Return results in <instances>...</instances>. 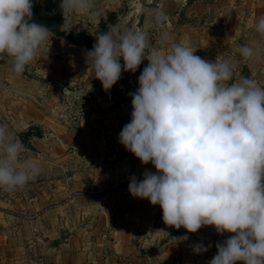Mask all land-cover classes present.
<instances>
[{
	"label": "crops",
	"instance_id": "0c3cea01",
	"mask_svg": "<svg viewBox=\"0 0 264 264\" xmlns=\"http://www.w3.org/2000/svg\"><path fill=\"white\" fill-rule=\"evenodd\" d=\"M194 3L186 17L202 20V30L194 26L186 40L177 30L174 43L160 39L148 51L166 53L183 44L210 62L234 61V79L253 78L264 87V61H244L237 51L264 44L254 31L264 0ZM75 47L52 37L20 76L11 62H0V123L23 142L30 128L41 137L24 154L40 166L39 176L21 190L0 189V264H208L217 243L233 234H217L213 226L196 233L167 226L159 205L128 191L132 175L142 179L154 166L136 162L125 147L112 164L97 140L99 113L116 99L131 100L148 61L135 73L122 71L105 91L86 62L85 47L78 54ZM116 178L126 191L113 185ZM200 243L206 252L194 251Z\"/></svg>",
	"mask_w": 264,
	"mask_h": 264
},
{
	"label": "clouds",
	"instance_id": "9594fccd",
	"mask_svg": "<svg viewBox=\"0 0 264 264\" xmlns=\"http://www.w3.org/2000/svg\"><path fill=\"white\" fill-rule=\"evenodd\" d=\"M59 7L62 14L98 15L93 0H61ZM32 9V0H0V60L10 61L17 76L54 35L33 20ZM254 31L264 39V15ZM95 36L86 62L105 91L122 71L135 73L148 61L139 87L129 93L131 119L118 139L156 171L146 170L142 179L132 175L130 194L159 205L163 222L177 230L213 226L217 234H233L217 243L208 264H264V87L253 78L234 79V61L210 62L183 44L146 54L145 31L115 25ZM237 51L244 61H264L260 42ZM28 151L16 131L0 123V189L21 190L39 176ZM207 250L202 243L194 247L196 253Z\"/></svg>",
	"mask_w": 264,
	"mask_h": 264
},
{
	"label": "rangeland",
	"instance_id": "374dc122",
	"mask_svg": "<svg viewBox=\"0 0 264 264\" xmlns=\"http://www.w3.org/2000/svg\"><path fill=\"white\" fill-rule=\"evenodd\" d=\"M43 0H32L41 3ZM196 1V0H195ZM94 11L91 13L64 14L63 29L85 30L92 43H96V34L106 32L109 26L121 31L141 30L148 33L150 47L156 41L175 40L176 31L183 34L184 39H191L192 28L202 30V20L187 18L197 8L194 0H93ZM185 5V6H184ZM184 15V16H183ZM193 22L195 23L193 25ZM180 29V31H179ZM84 47L71 48L74 53H81ZM148 49L146 50L147 53ZM68 52V51H67ZM66 52V53H67ZM0 62H10L2 61ZM120 62H124L121 58ZM217 254V250H216Z\"/></svg>",
	"mask_w": 264,
	"mask_h": 264
},
{
	"label": "built area",
	"instance_id": "2783aa9c",
	"mask_svg": "<svg viewBox=\"0 0 264 264\" xmlns=\"http://www.w3.org/2000/svg\"><path fill=\"white\" fill-rule=\"evenodd\" d=\"M131 112V100L124 96L122 98L116 99L112 104L99 113L97 140L106 148L108 152V161H110L112 164L117 162L118 158L120 157L121 149L124 147L119 143L118 137L123 126L130 122ZM71 118L74 119L72 116ZM40 139L41 137L38 136L37 131L34 128H30L28 135L24 140V144L30 149V151L27 153H32ZM133 157L135 158L136 162L141 163V161L134 155ZM113 185L118 187L121 191L127 190L126 187L120 186L117 178Z\"/></svg>",
	"mask_w": 264,
	"mask_h": 264
},
{
	"label": "trees",
	"instance_id": "16d2710c",
	"mask_svg": "<svg viewBox=\"0 0 264 264\" xmlns=\"http://www.w3.org/2000/svg\"><path fill=\"white\" fill-rule=\"evenodd\" d=\"M61 0H43L41 3L33 4V20L36 23L49 27L53 32V37L60 39L65 44L83 46L85 51L92 50L93 45L88 33L83 30L63 29L64 14L59 7Z\"/></svg>",
	"mask_w": 264,
	"mask_h": 264
}]
</instances>
